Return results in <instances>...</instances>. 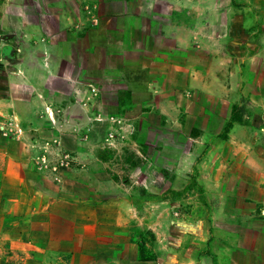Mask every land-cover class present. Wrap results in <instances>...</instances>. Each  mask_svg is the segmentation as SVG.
Here are the masks:
<instances>
[{
  "label": "crops",
  "instance_id": "obj_1",
  "mask_svg": "<svg viewBox=\"0 0 264 264\" xmlns=\"http://www.w3.org/2000/svg\"><path fill=\"white\" fill-rule=\"evenodd\" d=\"M115 43H120L116 59L107 54ZM248 83L264 92V0H0V245L4 239L3 246L16 250L20 234L34 249L44 241L60 250L97 252L95 197L101 191L117 204L116 226L135 223L156 237L154 260L127 257L122 249L112 264H264V197L252 180L245 187L229 185L238 182L239 173L264 171V151L255 135L238 134L247 126L235 115L209 149L203 134L193 147L173 152L172 187L188 188L190 175L198 171L210 212L209 225L195 228L187 217L183 232L182 224L173 228L169 219L166 227L155 222L164 201H145L141 210L111 178L66 179L52 195L33 159L48 138H55L48 129L59 128L56 140L76 141L73 155L90 158L74 167L103 173L106 167L92 165L99 160L92 147L105 138L97 120L106 119L120 134L131 122L108 108L129 106L131 100L143 108L155 102V97L135 99V92H155L165 114L178 106L179 93L198 91L237 104L240 87ZM257 103L264 105V99ZM65 123L82 129L67 134ZM66 188L77 192L73 212L57 209L58 194ZM13 217L21 223L15 234L4 228ZM54 218L68 220V229L55 230ZM88 233L95 239L87 236L83 243Z\"/></svg>",
  "mask_w": 264,
  "mask_h": 264
},
{
  "label": "rangeland",
  "instance_id": "obj_2",
  "mask_svg": "<svg viewBox=\"0 0 264 264\" xmlns=\"http://www.w3.org/2000/svg\"><path fill=\"white\" fill-rule=\"evenodd\" d=\"M155 8L161 9V7ZM165 8L169 9V7ZM115 22L116 25L119 24L118 20ZM119 44L115 43L110 47L107 54L114 55L116 59L117 56L115 55L120 53ZM27 58L29 62L33 61L32 56L29 55ZM147 80L149 81L150 78L148 77ZM166 88L168 89L167 93L170 96L173 95L170 83L166 84ZM240 91L241 96L238 97L239 103L237 104L232 102L222 104L215 97L202 95L198 91L186 94L179 93L178 106H172L166 114L161 112L157 106L159 98L155 96L157 95L155 92L134 93L135 99L138 98V95L141 99L146 97L148 101L155 97V102L148 103L146 108L139 106L138 102L132 100L130 104L127 103L129 106L123 107L121 105L108 108L119 111L120 114H127L126 116L131 118V122L129 126L125 127V133L120 134L112 125H109L108 128L106 119L97 120L98 131L105 138L92 147L93 151L99 155V160H93L92 165L93 168L99 169L106 167L103 173L79 171L80 166L74 167L90 162V158L84 156L79 158L73 155L71 150L78 146L77 142L72 139L62 140L59 137L56 140L59 128L55 130L46 124L45 127L49 128L48 136H55V138H48L44 148H40L41 154L33 158L36 165L35 169L39 173V178L44 179L45 185H48L47 187L52 190V195L57 194L56 184L66 179L86 181L111 178L121 182L119 189L132 197L134 206L141 210H144L145 201H164L162 206L157 208L158 215L154 219L159 226L166 227V221L169 219L173 223V225L171 224L173 228L182 224L178 230L183 232L186 230L183 223L186 222L187 217L195 220L193 224L195 228L201 227L202 222H207L206 224L209 225V205L206 203L205 190L198 182L200 173L195 171L190 175L188 188L174 189L172 187L173 167L177 163L172 162V156L177 148L184 149L196 145L203 134H206V149H209L211 143H214V139L227 130L226 126L228 125L226 124L234 115L239 121L245 122L247 126L244 131H240L238 134H251L253 137L255 135L256 143L264 151V105L260 106L257 103V100L264 99V92L257 93L255 86L251 83L242 85ZM120 94L121 97L127 93ZM132 97L130 98L132 99ZM114 121L115 123L118 122L117 119ZM62 128V131L67 134H78L82 129L75 123L68 125L65 123ZM119 130L122 131V129ZM121 135H124L125 141L118 139ZM128 135L129 139L127 138ZM198 145L200 144L198 143ZM235 146L236 144H231L232 148ZM103 160L109 161L108 164L102 163ZM239 174L242 176L237 179L238 182H229L230 186L234 187L235 184L240 183L245 187L247 181L252 180L254 185L260 189L258 193L264 197V171L258 175L251 171ZM78 189L82 191L80 187ZM240 193L244 197V191ZM76 194L77 192L71 193L67 188L62 190L58 194L60 199L57 205L58 211L73 212L72 202ZM231 202L235 204L236 200L231 199ZM95 203L99 208L97 239L99 249L97 252L60 250L58 246L44 244V241H37L38 247L34 249V247L24 245L22 241H26L25 237L18 236L20 235L18 234L16 237L20 239V244L14 251L2 245V241L6 240L1 241L0 264H70L72 261H80L85 264L91 262L93 264H106L108 262L112 264L119 260L122 249H124L127 257L133 258H139L142 247L154 250L156 237L153 236L154 233L150 229L142 228L135 223L127 227H118L113 223L117 204L108 200V194L99 191L95 197ZM231 205L233 206V203ZM19 223L15 221L14 217L7 218L4 221V228L14 231L13 234H15ZM51 223L59 232H63L69 227L68 220L63 218H54ZM89 234L84 235L83 243H85L87 236L95 239V235ZM65 240H69V238ZM115 246L116 249L112 250Z\"/></svg>",
  "mask_w": 264,
  "mask_h": 264
},
{
  "label": "trees",
  "instance_id": "obj_3",
  "mask_svg": "<svg viewBox=\"0 0 264 264\" xmlns=\"http://www.w3.org/2000/svg\"><path fill=\"white\" fill-rule=\"evenodd\" d=\"M232 125V122L228 123L227 129ZM151 232V231H150ZM152 233V232H151ZM153 234V233H152ZM154 236V234H153ZM156 258V254L153 249H148L147 247L141 248V254L139 256L140 260H154Z\"/></svg>",
  "mask_w": 264,
  "mask_h": 264
}]
</instances>
